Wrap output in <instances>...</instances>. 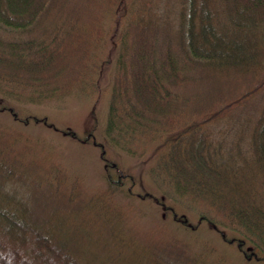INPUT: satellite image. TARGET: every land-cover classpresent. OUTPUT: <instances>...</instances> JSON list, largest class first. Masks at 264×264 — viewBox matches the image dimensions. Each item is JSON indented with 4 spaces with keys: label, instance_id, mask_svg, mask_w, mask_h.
I'll use <instances>...</instances> for the list:
<instances>
[{
    "label": "trees",
    "instance_id": "1",
    "mask_svg": "<svg viewBox=\"0 0 264 264\" xmlns=\"http://www.w3.org/2000/svg\"><path fill=\"white\" fill-rule=\"evenodd\" d=\"M160 1L0 0V94L32 104L68 94L92 66L105 20L115 16L120 36L109 140L137 155L134 146L145 138L176 137L158 163L163 169L176 164L173 172L164 169L168 183L221 217L222 226L237 233L231 242L264 261V192L239 177L248 168L244 162L229 168L222 158L233 159L228 149L239 143L216 146L208 127L249 112L254 174L264 187V0ZM1 153L5 187L12 168ZM37 203L0 199V264H83L42 221ZM162 260L176 264L172 257Z\"/></svg>",
    "mask_w": 264,
    "mask_h": 264
},
{
    "label": "rangeland",
    "instance_id": "2",
    "mask_svg": "<svg viewBox=\"0 0 264 264\" xmlns=\"http://www.w3.org/2000/svg\"><path fill=\"white\" fill-rule=\"evenodd\" d=\"M114 20L113 15L105 20L97 56L68 94L36 104L0 94V152L12 168L9 182L0 185V199L39 202L42 221L71 244L83 264H164V256L176 264H264L231 242L237 233L223 227L221 217L168 183L164 169L173 172L177 166L163 169L158 163L177 144L176 137L145 138L134 146L137 155L109 140L120 36ZM126 22L124 16L122 28ZM246 115L210 124L211 140L223 148L239 143L238 149H228L233 159L227 153L222 158L229 168L244 162L248 168L239 177L264 192L251 152L254 118ZM239 148L245 157L237 154Z\"/></svg>",
    "mask_w": 264,
    "mask_h": 264
}]
</instances>
